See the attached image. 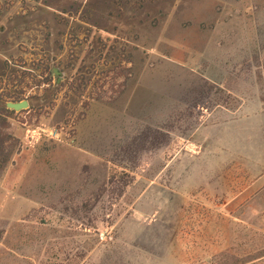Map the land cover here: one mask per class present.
I'll return each mask as SVG.
<instances>
[{
  "label": "rangeland",
  "instance_id": "obj_1",
  "mask_svg": "<svg viewBox=\"0 0 264 264\" xmlns=\"http://www.w3.org/2000/svg\"><path fill=\"white\" fill-rule=\"evenodd\" d=\"M256 26L264 0H0V264H264V150L208 138L239 106L208 40Z\"/></svg>",
  "mask_w": 264,
  "mask_h": 264
},
{
  "label": "crops",
  "instance_id": "obj_2",
  "mask_svg": "<svg viewBox=\"0 0 264 264\" xmlns=\"http://www.w3.org/2000/svg\"><path fill=\"white\" fill-rule=\"evenodd\" d=\"M247 17L251 19L254 15ZM240 33L238 30H214L208 40V69L211 72L217 71V76L221 73L220 70H224L225 80L220 83L209 77L208 83L215 87L223 85L219 88L239 102L234 110L214 104L208 112V138L211 149L213 146L214 149L225 150L228 129L236 128L239 141L236 148L243 150L239 156L240 164H247L253 156L257 157L259 150L262 153L264 150V30L261 31L256 26L255 30L250 31L251 34L247 35L248 45L240 42L238 44L234 40ZM233 61L238 66L246 62L239 69V76L228 73V64ZM227 80H231V86L238 85L239 89L227 86ZM220 141L223 142L219 144ZM213 164L225 166L227 159L222 160L218 156L216 161L214 156Z\"/></svg>",
  "mask_w": 264,
  "mask_h": 264
},
{
  "label": "trees",
  "instance_id": "obj_3",
  "mask_svg": "<svg viewBox=\"0 0 264 264\" xmlns=\"http://www.w3.org/2000/svg\"><path fill=\"white\" fill-rule=\"evenodd\" d=\"M127 63H129L128 60H127ZM5 67L7 69V65H5ZM110 73H111V71H110ZM4 75H5V72H3L1 74V76H4ZM29 76H31L30 75V72H16L15 74H10L9 76H7V81H8V83H11V89H15L17 86L21 85ZM116 76L117 77H114L113 76L114 77V78H112L113 82L116 81L117 78L121 76L120 72H117L116 73ZM107 77L108 76H106V78ZM40 85L41 84H38V86H40ZM123 85H124V82L121 83L118 86L119 87V90L117 91L118 94L121 93V88L123 87ZM4 95L8 96L7 103L8 102L16 103V102H18V101L21 100L19 96H13V95H11V94H9L7 92ZM0 99H1V96H0ZM85 108H87V105H85ZM1 112H2V114H5V113L9 112V110L4 107V108H2ZM120 180L126 183V181L124 180V178L117 179V178H115V176H110L109 182H111V183H113V182H119Z\"/></svg>",
  "mask_w": 264,
  "mask_h": 264
},
{
  "label": "water",
  "instance_id": "obj_4",
  "mask_svg": "<svg viewBox=\"0 0 264 264\" xmlns=\"http://www.w3.org/2000/svg\"><path fill=\"white\" fill-rule=\"evenodd\" d=\"M56 74V72H55ZM5 107L8 109V110H11V111H14V112H19V111H22L24 109H26L28 107V103L27 101H22V102H16V103H13V102H8L5 104Z\"/></svg>",
  "mask_w": 264,
  "mask_h": 264
}]
</instances>
